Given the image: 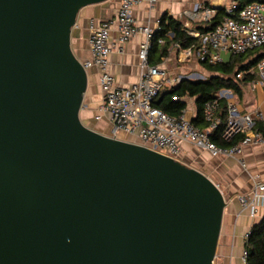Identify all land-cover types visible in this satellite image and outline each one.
<instances>
[{
    "label": "water",
    "instance_id": "95a60500",
    "mask_svg": "<svg viewBox=\"0 0 264 264\" xmlns=\"http://www.w3.org/2000/svg\"><path fill=\"white\" fill-rule=\"evenodd\" d=\"M108 1L0 0V264H216L220 187L82 119L72 37Z\"/></svg>",
    "mask_w": 264,
    "mask_h": 264
},
{
    "label": "built area",
    "instance_id": "2783aa9c",
    "mask_svg": "<svg viewBox=\"0 0 264 264\" xmlns=\"http://www.w3.org/2000/svg\"><path fill=\"white\" fill-rule=\"evenodd\" d=\"M148 3L151 9L155 8L158 0H121L115 20H105L90 23L89 44L92 57L83 62L84 68L99 70V82L104 93V103L100 107L97 120L109 116L113 130V136L119 132L135 136L139 143L160 151L175 160L182 161L185 152L184 144H190L214 157H235L243 152L246 146H264V134L257 129L258 123L264 126V111L256 109L250 112H242L236 94L231 89H223L218 97L209 101L204 108L206 120L210 123L208 130L194 124L188 115V109L179 115H171L154 104V100L160 94L166 83L178 84L183 76L171 77L168 71L161 65L150 62L152 40L156 30L149 25L141 24L133 15L135 6ZM193 20L202 22L211 21L218 13L216 8H205L186 12ZM113 25L121 36L120 44L111 41ZM158 28L157 30H160ZM189 34L194 38L202 39L201 46H191L180 50L183 59L196 58L210 64H222L229 62L225 55L238 56L250 50L264 48V1H255L239 7L237 2L227 7V15L215 29L205 33H196L189 28ZM142 34L145 40L140 45V77L137 82L128 86L118 85L116 78L110 70V55L113 52H124L123 43ZM164 44L165 40L160 39ZM176 48L180 46L175 45ZM257 74L249 82L255 89L264 88V60L255 68L245 69L238 77L251 73ZM189 97L175 96L174 100H185ZM220 99H225L227 104V117L225 127L221 134L224 141L230 142L236 136L243 134L241 140L232 146H222L215 143L210 132L217 129L222 122L218 115ZM246 167L244 160H240ZM218 187H220L217 184ZM237 199L243 212H247L255 221L258 210L264 205V181L255 178L251 191L239 194ZM251 229V228H250ZM250 230L244 236V248L242 251V263H248V251L245 242Z\"/></svg>",
    "mask_w": 264,
    "mask_h": 264
},
{
    "label": "crops",
    "instance_id": "0c3cea01",
    "mask_svg": "<svg viewBox=\"0 0 264 264\" xmlns=\"http://www.w3.org/2000/svg\"><path fill=\"white\" fill-rule=\"evenodd\" d=\"M234 1L235 0H158V3L153 9L150 8L148 3L135 6L133 15L139 23L149 25L155 30L162 26L161 19L163 16H172L183 23V28L187 30L188 33V28L193 32L201 33L198 30V26L202 21L191 19L186 15V12L204 10L205 8L218 9L221 7H228L233 4ZM120 4L121 0H110L105 3L87 6L80 11L72 37V47L81 60L86 61L92 57L89 44L91 21L101 22L105 20H115ZM168 37L172 38L173 32H169ZM120 39V33L117 27L113 25L111 30V41L115 44H120ZM144 40L145 36L139 34L123 43V53L113 52L110 55V70L115 76L118 85L128 86L139 80L140 59L138 54L140 45ZM231 58L232 57H230V59ZM166 59L167 57L164 58L159 65L167 69L169 76H177V74L171 72L167 65H165ZM88 72L89 86L85 94L84 106L81 112L82 119L86 124L91 125L96 130L107 135H112L113 126L109 116H104L102 119L97 120L100 107L104 103V93L99 82V70L97 68H91ZM245 87L251 89L252 95L249 96V99L245 96ZM242 89V96L235 94L244 112H250L256 109L264 111V88L259 86L254 89L250 85V82L247 81L242 85ZM187 104L188 115L193 120L197 116V107L192 110L189 103ZM124 138L139 143V139L135 136L127 134ZM184 148V157L196 153L198 155H196L197 159L203 162L205 161L204 157L209 155L210 158L216 161L227 159L228 162L240 168V170L227 168L228 172L232 173V176L229 179L230 181L227 187L229 192L227 195L228 204L224 212L223 227L216 259H221L222 264H243L241 256L244 248V236L252 225L264 216V205L259 208L257 219L253 221L247 212L242 211L237 196L251 191L255 178L264 181V146H246L243 152L235 157H214L208 152H204L190 144H184ZM240 160L245 161L246 167L242 165ZM214 171L219 173L225 170L221 169L220 164H216Z\"/></svg>",
    "mask_w": 264,
    "mask_h": 264
},
{
    "label": "trees",
    "instance_id": "16d2710c",
    "mask_svg": "<svg viewBox=\"0 0 264 264\" xmlns=\"http://www.w3.org/2000/svg\"><path fill=\"white\" fill-rule=\"evenodd\" d=\"M239 7L245 6L255 1L264 0H235ZM217 15L209 22H201L198 30L201 34H205L213 29L227 15V7L218 8ZM161 29L156 30L153 37V44L150 52V62L154 65L162 63L164 58L170 55L172 48L178 44L180 47L177 50L188 49L191 46H196L198 49L201 46L202 39L194 38L187 30L183 28V23L172 16H163L161 19ZM173 32V37H168V33ZM160 39L166 41L165 44L159 43ZM264 60V48L250 50L238 56H232L229 62L222 64H210L205 61L199 63L211 72V76L203 80H191L189 78L182 79L178 84H165L160 94L154 100V104L171 115L179 116L187 108L185 100H174L175 96L189 97L195 99L197 107V116L193 119L194 124L204 130H208L210 123L204 115L205 105L218 97V94L223 89H231L239 96L243 95L242 85L257 74L251 73L249 76L243 75L238 77L245 69L255 68L257 64ZM218 115L222 117V122L218 128L210 132L211 139L222 146H232L237 144L243 134L236 136L232 141L226 142L222 139L221 134L225 127L227 117V104L225 99H220V107ZM257 129L264 134V126L258 123ZM245 248L248 251L249 264H264V216L256 221L251 229L250 234L245 242Z\"/></svg>",
    "mask_w": 264,
    "mask_h": 264
},
{
    "label": "rangeland",
    "instance_id": "374dc122",
    "mask_svg": "<svg viewBox=\"0 0 264 264\" xmlns=\"http://www.w3.org/2000/svg\"><path fill=\"white\" fill-rule=\"evenodd\" d=\"M231 55H225L226 59L228 60ZM169 59V60H168ZM196 58H188V59H183L180 57V51L177 50V48L174 46L172 50L170 51V55L166 59L165 65L169 68V70L178 76H183V77H188L191 80H199V79H207L211 76V72H209L207 69H205L198 60H195ZM169 84V83H168ZM245 96L249 99L250 95H252L251 89L249 87H245ZM188 103L190 107H192V110L196 108L195 104V99L194 98H189ZM240 109L242 112H244L242 106L240 105ZM124 132H119L118 135L115 137L129 140L126 137V133ZM113 136V134H112ZM133 141V140H129ZM197 154L192 153L190 156L184 157L182 156V161L186 163L189 166L195 167L204 173H206L216 184L220 186V189L224 192V194L227 196L228 195V182L230 181V177L232 176V173H229L227 168H234V170H240L238 166H234L232 163L228 162L227 159L221 160H214L209 157V155L205 156L204 159L205 161H200L197 159ZM216 164L221 165V169L225 171H220L215 172L214 168ZM222 264V260H217L216 259V264Z\"/></svg>",
    "mask_w": 264,
    "mask_h": 264
}]
</instances>
